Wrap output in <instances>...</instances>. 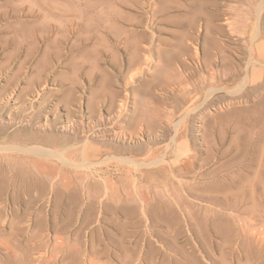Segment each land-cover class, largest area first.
<instances>
[{
	"label": "rangeland",
	"instance_id": "obj_1",
	"mask_svg": "<svg viewBox=\"0 0 264 264\" xmlns=\"http://www.w3.org/2000/svg\"><path fill=\"white\" fill-rule=\"evenodd\" d=\"M0 264H264V0H0Z\"/></svg>",
	"mask_w": 264,
	"mask_h": 264
},
{
	"label": "bare ground",
	"instance_id": "obj_2",
	"mask_svg": "<svg viewBox=\"0 0 264 264\" xmlns=\"http://www.w3.org/2000/svg\"><path fill=\"white\" fill-rule=\"evenodd\" d=\"M203 81V80H202ZM200 89L197 87L196 89H195V93H199L200 94ZM113 121V120H112ZM90 131V130H89ZM88 131V132H89ZM99 133V132H98ZM85 136V135H84ZM88 139V138H87ZM48 140V139H47ZM86 144V143H85ZM83 147H85L84 145H83ZM83 147H81V149L83 148ZM77 149H79V148H75V150H77ZM80 149V150H81ZM85 149V148H84ZM148 151H150V150H148ZM157 151V150H156ZM154 149L150 152L151 153V155H154L155 153L157 154V152H156ZM79 152V151H78ZM83 151H81L80 153H82ZM75 153H77V151L75 152ZM75 153H73L74 155H75ZM59 154V153H58ZM79 154V153H78ZM84 154V153H83ZM155 154V155H156ZM51 155V154H50ZM65 155V154H64ZM80 155V154H79ZM159 155V154H158ZM56 156V155H55ZM60 156H63V155H60ZM71 156H73V155H71ZM88 156V155H87ZM96 156V155H95ZM100 156V155H99ZM68 157H70V156H68ZM114 157V156H113ZM58 159H60V158H58ZM74 159V158H73ZM79 159V158H78ZM78 159L77 160H75V164L77 165L78 163H76V162H78ZM160 159V158H159ZM61 160V159H60ZM82 160V159H81ZM62 161H63V163H65V164H69L70 166L71 165H73V162H72V160L70 159V158H67V157H63L62 158ZM85 161V160H84ZM157 161H158V159H157ZM162 161H164V158H163V160ZM153 162V161H152ZM80 163V162H79ZM151 163V162H150ZM98 164V163H97ZM100 164V163H99ZM98 164V165H99ZM158 164H159V162H158ZM66 165V166H67ZM68 165V166H69ZM92 165H96V164H94V163H92V162H87V163H85L84 164V168H91L92 167ZM163 165V164H162ZM75 165H73L72 167H74ZM80 166H81V164H80ZM182 166H183V170H189L190 168H191V159L190 158H186L183 162H182ZM94 167V166H93ZM174 166H171L170 168H172L171 169V173H174V169L175 168H173ZM77 168V167H76ZM78 168H80V167H78ZM94 169V168H93ZM98 171V170H97ZM167 171H168V169L166 168V167H160V169H159V172H163V173H167ZM182 171V170H181ZM180 171V172H181ZM102 173V172H101ZM104 175V174H103ZM137 175V174H136ZM161 175V174H160ZM180 175V174H179ZM92 176V175H91ZM109 181V180H108ZM129 182V181H128ZM140 182V181H139ZM133 185H135V184H133ZM108 189V188H107ZM139 193V192H138Z\"/></svg>",
	"mask_w": 264,
	"mask_h": 264
}]
</instances>
